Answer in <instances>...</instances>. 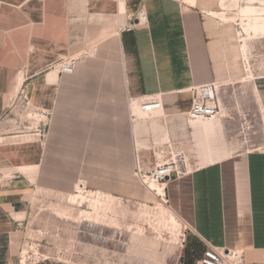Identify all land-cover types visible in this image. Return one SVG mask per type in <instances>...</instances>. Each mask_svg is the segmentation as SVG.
<instances>
[{
	"label": "crops",
	"instance_id": "1",
	"mask_svg": "<svg viewBox=\"0 0 264 264\" xmlns=\"http://www.w3.org/2000/svg\"><path fill=\"white\" fill-rule=\"evenodd\" d=\"M227 2L0 0V264L18 256L36 204L66 205L82 182L150 202L142 176L164 164L181 175L157 190L198 241L197 263L212 247L264 264V148L244 150L238 136L251 116L264 120V75L219 18ZM243 11L256 21L244 33L264 35L260 10ZM204 87L220 116L191 120V91ZM150 97L162 109L146 116L136 105Z\"/></svg>",
	"mask_w": 264,
	"mask_h": 264
},
{
	"label": "rangeland",
	"instance_id": "2",
	"mask_svg": "<svg viewBox=\"0 0 264 264\" xmlns=\"http://www.w3.org/2000/svg\"><path fill=\"white\" fill-rule=\"evenodd\" d=\"M247 7L264 15V0H228L219 18L237 29L236 43L245 47L251 67L258 63L264 75V35L244 33L247 24L256 22L254 17L246 21ZM15 112L27 125L39 121L21 109ZM238 136L244 150L264 148V120L251 116ZM152 195L150 202L137 203L79 189L63 206L42 201L32 209L20 252L8 264H198V241L164 204L157 187Z\"/></svg>",
	"mask_w": 264,
	"mask_h": 264
},
{
	"label": "built area",
	"instance_id": "3",
	"mask_svg": "<svg viewBox=\"0 0 264 264\" xmlns=\"http://www.w3.org/2000/svg\"><path fill=\"white\" fill-rule=\"evenodd\" d=\"M139 24H146L147 16L144 12H140L136 18ZM131 29V28H130ZM81 57H73L64 60L59 69L63 73H73L76 69ZM246 67V65H245ZM192 106L188 112L191 120L211 121L220 116V103L211 87L195 88L191 91ZM131 104H135L130 100ZM138 111L146 116H150L162 109V102L159 97H150L142 100L136 105ZM181 171L176 164L160 165L149 174L142 176V183L148 187V183L154 182L160 186H164L169 180L178 178ZM84 182L79 185V189H85ZM168 205V201H164ZM198 264H247L244 255L240 251H224L212 247H208Z\"/></svg>",
	"mask_w": 264,
	"mask_h": 264
},
{
	"label": "bare ground",
	"instance_id": "4",
	"mask_svg": "<svg viewBox=\"0 0 264 264\" xmlns=\"http://www.w3.org/2000/svg\"><path fill=\"white\" fill-rule=\"evenodd\" d=\"M258 21V20H257ZM262 23V22H261ZM263 30V29H262ZM152 186H155V187H157L158 189H164V186H160V185H158V184H155L154 182H149L148 183V188L149 189H152ZM160 194H162V196H164V194L162 193V191H160Z\"/></svg>",
	"mask_w": 264,
	"mask_h": 264
}]
</instances>
